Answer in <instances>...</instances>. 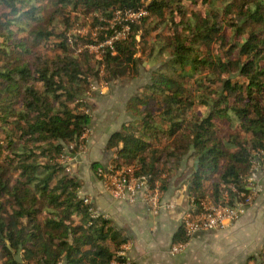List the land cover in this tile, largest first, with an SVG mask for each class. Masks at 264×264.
Listing matches in <instances>:
<instances>
[{
	"label": "trees",
	"instance_id": "1",
	"mask_svg": "<svg viewBox=\"0 0 264 264\" xmlns=\"http://www.w3.org/2000/svg\"><path fill=\"white\" fill-rule=\"evenodd\" d=\"M189 1L200 5L188 11L184 0H0V264L120 260L127 238L85 201L62 158L70 145L78 149L91 122L82 98L88 71L103 65L110 78L127 76L139 50L167 59L126 102L132 116L110 133L107 163L132 166L162 192L192 159L190 203L249 204L248 178L264 151V0ZM139 9L148 15L98 32L102 55L93 64L86 54L74 56L58 30L67 11L94 13L101 18L95 24L107 26L117 12L124 18ZM124 24L125 36L105 43ZM48 50L55 56L43 58ZM102 166L91 163L96 176ZM173 239L188 240L182 224ZM249 259L264 264V248Z\"/></svg>",
	"mask_w": 264,
	"mask_h": 264
},
{
	"label": "crops",
	"instance_id": "2",
	"mask_svg": "<svg viewBox=\"0 0 264 264\" xmlns=\"http://www.w3.org/2000/svg\"><path fill=\"white\" fill-rule=\"evenodd\" d=\"M104 92L105 90L102 93ZM108 97L112 102L106 107L107 111L104 110L100 122L94 121V126L93 120L91 122L93 129L86 150L81 154H73L69 160L70 167H76L74 169L76 172L73 173L82 183L80 194L90 200L96 212L111 219L127 238V255L133 258L136 264H185V261L188 262L191 248L194 244L197 245V239L206 231L217 230L199 231L192 236L182 252L174 255L170 253V247L176 243L173 235L191 206L186 190L187 184L175 185V176H172L161 192L163 206L154 214L142 202L130 204L113 197L91 170L92 162L104 164L109 161L111 155L106 150V142L110 133L118 130L124 121L131 118L121 98L118 97L120 101L114 103V94L111 91ZM254 177L257 185L254 197L247 205L246 213L231 226L226 227L229 229L225 230V233L231 234L230 236L240 231L248 238L250 228H264V174L256 171ZM250 256L246 259L247 263L251 262Z\"/></svg>",
	"mask_w": 264,
	"mask_h": 264
},
{
	"label": "rangeland",
	"instance_id": "3",
	"mask_svg": "<svg viewBox=\"0 0 264 264\" xmlns=\"http://www.w3.org/2000/svg\"><path fill=\"white\" fill-rule=\"evenodd\" d=\"M184 5L187 10H194L200 4L193 3L189 0H184ZM69 16V20L66 21V17ZM148 15V12L144 16ZM124 16V15H123ZM94 17H98L94 13L77 15L76 12L65 13L64 16H58L59 31L64 30L65 35L70 38L69 45L72 50V54L78 57L81 60H85L84 55L89 57L90 64L96 62V59L100 58L102 55L101 45L97 44L98 32L107 30L111 28L117 22L126 19L120 15L119 12L116 13L115 18L110 21H106L107 26H100L95 24ZM99 18V17H98ZM65 20V21H64ZM101 20V18H99ZM66 29V30H65ZM228 32L229 29L227 28ZM170 29L167 27L163 31V35L169 32ZM107 33L104 34L106 36ZM154 33L146 38V47L148 48L152 44ZM137 39H140V36H137ZM144 43L141 42L138 45L142 47ZM213 50L217 49V45L212 46ZM219 51V50H218ZM46 57H54L56 52L51 50L45 51L43 53ZM138 58L136 70H132L127 76H120L110 78L108 74L103 72V65L98 68V73L94 74L95 67L92 70L88 71V81L90 82L89 88L83 98L84 105H86V110L90 114L91 122L93 120L92 126H94V121L100 122L103 114L107 111V106H110L111 99L108 97L109 92L111 91L114 94V103L120 101L117 99L121 98L126 104L131 96H133L142 85L150 80L151 71L158 67V65L167 59V56L162 55L157 60H153L152 55L148 54L146 51L139 50L136 53ZM93 63H92V62ZM91 86H95L97 90H91ZM101 90V92H100ZM105 90L104 93H102ZM116 93V94H115ZM103 96H107L104 98ZM117 100V101H116ZM112 103V104H114ZM106 109V110H105ZM126 109V106H125ZM105 110V111H104ZM127 112H131L126 109ZM91 122L86 128V136L80 142L82 145L87 147V143L91 136ZM96 125V124H95ZM86 150V149H85ZM68 156L71 157L75 152L68 151ZM105 164V163H104ZM192 165V159H188L184 165L177 169L176 173L173 175L175 185H182L186 183L188 176L189 168ZM69 171L71 174H74V168L70 167L68 163ZM92 170V169H91ZM76 172V171H75ZM93 172V171H92ZM94 174V173H93ZM76 175V174H74ZM95 175V174H94ZM255 179V177H254ZM254 195L252 194L251 200ZM224 229H217L215 231L208 232L206 231L197 239V245L194 244L193 248L188 255V262L185 261V264H254V260H251L250 263H247V257L250 255H257L264 247V228H250L248 232V238L245 234L239 231L238 234L232 235L225 233ZM21 258V252H16Z\"/></svg>",
	"mask_w": 264,
	"mask_h": 264
},
{
	"label": "built area",
	"instance_id": "4",
	"mask_svg": "<svg viewBox=\"0 0 264 264\" xmlns=\"http://www.w3.org/2000/svg\"><path fill=\"white\" fill-rule=\"evenodd\" d=\"M146 10L139 9L138 11H127L125 20L138 19L140 16L145 15ZM129 30V25L124 24L120 32H116L113 36L105 41L110 43L113 38L124 37ZM70 41V38H69ZM91 90H97L95 86H91ZM101 92V90H100ZM87 130V129H86ZM86 130L82 133L79 140L81 141L86 136ZM73 146L70 145L66 151L65 156L62 158L63 162L67 165L69 170V160L67 152L71 150ZM85 145L80 143L75 154H81L85 151ZM104 166L97 169V177L102 181L105 189L115 198L127 201L130 204L142 202L148 210L154 214L160 211L162 208L161 191L158 183L150 184L147 175H136L132 166L115 167L112 164L105 163ZM259 171L264 174V151L261 152V163L254 168V171L250 174L248 181V188L252 190V194L255 193L257 185L254 180V174ZM252 195L248 198L247 202H251ZM85 201H90L85 198ZM190 208L185 214L182 225L185 229V235L188 236L187 241H180L172 244L170 247V253L172 255L182 252L188 245L192 236L199 231L212 230L219 228H226L231 226L236 220L243 216L247 211V205L243 202H237L234 205L228 204H214L205 203L201 208H197L190 203ZM128 246L126 242L121 246L117 255L120 257L118 262L114 264H136V261L127 255Z\"/></svg>",
	"mask_w": 264,
	"mask_h": 264
},
{
	"label": "water",
	"instance_id": "5",
	"mask_svg": "<svg viewBox=\"0 0 264 264\" xmlns=\"http://www.w3.org/2000/svg\"><path fill=\"white\" fill-rule=\"evenodd\" d=\"M15 259L18 261V262H20L21 261V258H20V256H19V254L17 253V254H15Z\"/></svg>",
	"mask_w": 264,
	"mask_h": 264
}]
</instances>
